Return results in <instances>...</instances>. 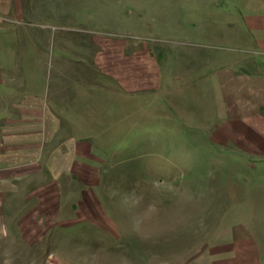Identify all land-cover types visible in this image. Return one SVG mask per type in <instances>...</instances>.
Listing matches in <instances>:
<instances>
[{
	"label": "rangeland",
	"instance_id": "rangeland-1",
	"mask_svg": "<svg viewBox=\"0 0 264 264\" xmlns=\"http://www.w3.org/2000/svg\"><path fill=\"white\" fill-rule=\"evenodd\" d=\"M196 10L208 14L206 42L192 32ZM261 15L264 0H0V134L19 116L14 104L30 96L43 101L44 121L49 106L62 123L58 63L77 66V53L101 32L127 29L164 89L159 98L129 95L126 113L101 97L96 108L108 112L93 146L101 161L54 144L47 174L38 160L37 171L0 176V264H206L216 245L254 246L234 247L233 230L260 236L261 256L247 253L246 264H264V167L254 173L260 162L247 168L223 139L230 119L221 87L222 60L264 57L251 28ZM200 50L213 58L212 81L193 78L191 56Z\"/></svg>",
	"mask_w": 264,
	"mask_h": 264
},
{
	"label": "crops",
	"instance_id": "crops-1",
	"mask_svg": "<svg viewBox=\"0 0 264 264\" xmlns=\"http://www.w3.org/2000/svg\"><path fill=\"white\" fill-rule=\"evenodd\" d=\"M199 13L202 12L198 10L193 12L195 25L192 32L198 35L200 38L198 40L206 42L211 37L208 14L205 13L203 16ZM198 16L204 20L199 21ZM251 28L255 34L254 42L258 44L259 50L264 51V15L255 18ZM125 30L120 33L114 31L95 34L93 48L88 47L91 45L87 42L83 45L84 49L77 53L76 60L79 62L77 66L71 64L74 59L72 61L68 59L69 65L64 59L58 63L61 72L58 75L60 81L56 82L55 91H60L53 93H62L64 99L62 106L66 107L60 112L68 115L63 116L62 123L55 119L54 114L57 111L49 106L47 112L52 116L44 121L42 114L45 105L36 96H30L14 104V112L19 113V116L12 119L0 134V176L4 178L14 175L15 172L11 174L6 172L9 169L33 167L36 170L38 160H41L40 171L47 174L52 167L57 145L66 146L67 149L72 146L79 160H85L89 156L90 160L101 161L102 159L93 151V146L98 142L96 137L101 135L99 130L102 128L103 119L100 114L107 111L96 108V104L102 103L101 97L113 98L114 104L120 106L121 111L126 113L129 95L152 93L159 98L161 93L164 94L162 75L160 76L159 69H156V64L149 57L146 49L142 50L134 42L129 43L126 38V35L129 36V31ZM256 43H251V46H256ZM238 45L250 46V42L248 44L239 42ZM191 60L193 78L200 82L208 79L212 81V56H209L206 50H200L192 54ZM222 64L221 87L225 98L223 112L227 113L230 119L228 126L223 128L222 137L237 146L238 152L243 154V162L246 163L247 168H251L249 161L260 162L259 166H253V171L260 172L258 176L262 178L264 174L262 171L256 172V168L262 170L264 167V57L259 59L235 57L222 60ZM236 121L239 122V127L235 125ZM240 122L245 124L246 130L240 128L242 127ZM70 130L76 131L78 136L72 138ZM59 136L67 137L68 140L61 144L52 142L53 138ZM48 141L51 142L52 147H47ZM54 144L56 145L53 147ZM85 165V163L81 164L79 168L84 169ZM48 214L47 212L44 219L49 217ZM232 236L234 247L240 240L251 241L254 246L247 250L245 245L243 249L233 252L230 243L216 245L215 249L221 250L206 255L208 264H240V262L246 264L247 253L255 257L261 256L263 246L258 234L252 237L250 235L249 239H246L243 238L245 236L239 237L233 230ZM234 256L235 262L231 258ZM255 261V264H260L257 259ZM174 262L180 263L177 260ZM187 264H198V260L191 257Z\"/></svg>",
	"mask_w": 264,
	"mask_h": 264
}]
</instances>
